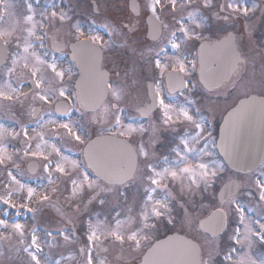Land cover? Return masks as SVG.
Returning a JSON list of instances; mask_svg holds the SVG:
<instances>
[{
    "label": "snow or ice",
    "instance_id": "1",
    "mask_svg": "<svg viewBox=\"0 0 264 264\" xmlns=\"http://www.w3.org/2000/svg\"><path fill=\"white\" fill-rule=\"evenodd\" d=\"M23 4L25 11L15 17L8 13L9 0H0V22L5 14L14 17L0 26V108L19 105L24 114L31 100L48 109L38 112L30 104L28 122L0 123V171L6 176L0 204L7 206L0 212V264L74 259L72 253L58 259L44 255L35 223L29 228L8 214L9 208L16 216L25 209L35 220L45 207L64 221L46 231V246H61V238L65 246L76 244L83 228L86 239L78 249L83 264H221L216 257L223 264H264V255L253 257V249L264 246V47L254 54L245 50L252 17L258 12L257 19H264V0H147V26L131 19L106 21L108 39L82 30L69 10L50 5L37 21L32 0ZM94 11L101 14L99 4ZM240 18L239 32L223 26ZM209 22L223 34L214 37ZM65 25L67 39L49 36V28L59 34ZM141 35L144 40L137 38ZM46 39L53 51L70 47L72 64L61 67L40 52ZM117 50L128 53L123 64ZM197 88L217 99L198 106ZM128 110L136 114L132 122L125 119ZM217 110L223 120L218 140L201 115ZM74 111L79 119H72ZM54 113L60 118H52ZM253 125L261 140L255 168L240 155L241 136ZM166 131L175 138L168 155L158 156ZM71 142L79 158L65 154ZM25 163L29 179L46 183H26ZM134 187L138 191L130 196ZM96 205L111 208V219L107 214L98 219ZM13 238L17 246H9L6 256L4 242ZM113 249L118 251L110 261ZM21 252L26 260L18 259Z\"/></svg>",
    "mask_w": 264,
    "mask_h": 264
},
{
    "label": "rangeland",
    "instance_id": "2",
    "mask_svg": "<svg viewBox=\"0 0 264 264\" xmlns=\"http://www.w3.org/2000/svg\"><path fill=\"white\" fill-rule=\"evenodd\" d=\"M90 1L91 0H32V3H33V5L37 11V15H36L37 21H39L41 19V17L39 16L40 11L48 8L50 5H56L57 8L69 10V14L72 17V22L73 23H79L81 26V29L84 30L85 32H87L89 30H94L93 25L96 23H103V21L107 20V19H109L110 22H112L114 20L113 19L114 11L116 13L117 10L119 9L120 4H122L125 0H92L96 4L100 5V13L101 14H97V12L92 11ZM9 2L13 5L12 8H17L22 13L25 11L23 0H9ZM248 2L251 3V0H248ZM14 14H15V17H19L21 15V14L16 13V11H14ZM257 17H259L258 12H257L256 16L252 17V23L254 25V29L252 31L250 39L248 37H245V45H246L245 50L247 51V50L251 49V52L253 54L255 52H257L260 47H264V19H257ZM13 18H14L13 16L6 14L4 17L3 23H1L0 26L6 27L7 24ZM93 21H95V22L93 23ZM242 24H243V22H242ZM216 27H217V25L214 23L212 26V29H214L215 32H216ZM231 27H232V29L236 30L237 28H241L242 25L238 24L237 22H233ZM49 30L54 31L51 28H49ZM67 31H68V27H67V25H65L59 34H63V33L66 34ZM259 32H260V34H259ZM189 59H191V58L189 57ZM259 69H260V63L257 62V64H256L257 72H259ZM21 70H22V68L17 69L18 72ZM192 82L195 83L196 82L195 79H192ZM23 87H24V91H28V85L27 84H25V86H23ZM195 94H196L195 98H197L199 100L200 104L202 105V108L206 107L209 104L210 99H217V97L215 98V96H212V97L198 96L199 94L197 92H195ZM218 99H224V97H219ZM228 99L231 100L232 98L229 97ZM38 103H40L42 105L41 111H46L48 109L47 105H43L42 102H38ZM30 104H31V106L33 105L31 100L26 102L24 114H22L19 105H15L12 108H8L7 105H5V107L0 108V123H3L8 127H17V125L15 124V121L17 119H19L21 122H24V123L28 122L29 120H31L29 118V116L27 115L28 105H30ZM214 114H217V120H219L221 117L220 111L217 110ZM79 117H80L79 112L74 111L72 113V119H79ZM52 118L59 119V118H56L54 115L52 116ZM32 126L33 125H29V127H32ZM167 133L170 134V132H167ZM12 143L18 144L17 141H13ZM18 146H19V144H18ZM65 148H67V149L71 148V150L73 152V154H72L71 152L66 151L65 152L66 155H71L73 158H79V147L74 146V142L65 144ZM157 152H158V156H160L162 153V152L158 151V149H157ZM38 174L39 173H37L36 175H38ZM224 175L227 176V173H225ZM28 176H30V174H27V172H25V176L22 177V179L26 183H28L32 186H37V185H40L41 183H46V181H42V180L36 179V178L29 179ZM5 181H6L5 174L4 173L1 174V172H0V194H3L5 191L3 188V183ZM133 191H138V189H136L134 187L129 192L130 196L132 195ZM58 206H60V207L64 206L63 197H61V201H60V204ZM6 207H7L6 205L0 204V211H2ZM121 207H123V204L121 205ZM22 210L23 209H21L20 211H22ZM65 211H68V210L65 209ZM93 211L99 213V216L97 218L101 219V220L105 219V214H107V218L109 220L111 219V216L114 214L112 212L111 208H109V207L101 208L98 205L93 207ZM13 213H16V209L9 208L8 209L9 216L12 215ZM55 217H57V219ZM85 219H87V217H85ZM21 222L26 223L27 227H29V228L34 223L36 226H37L36 222L39 223V225L37 226V233L39 235L40 240L42 241V249H43L44 255L51 256L52 259L53 258L58 259V258H60V254H63L65 257H68L69 253H72L74 256V259H68L64 262V264H76L75 259L78 257L77 247L79 244L81 246H83V243L86 239V237L83 235V228H80L78 230V236L80 239L76 244L65 246V245H63L62 238H61V246H58L54 249H49L46 246V242L48 239V237L45 235L46 231L50 228L60 226V224L63 223V221L60 220V217L58 216V214L55 212V210L53 208L45 207L40 212L37 213L35 220H33V215H30V216L27 215L25 217V219L21 220ZM228 244H229V241H227V239L222 241L223 246L227 247ZM117 251H118V249H113L112 252L108 254V258L110 261L112 260V257L116 255ZM94 254H97V253L94 252ZM98 254L101 257H103L105 255V253H102V252H100ZM259 254L264 255V248L262 247V245H257L253 249V257L254 258L259 256ZM25 258L27 259L26 256H25ZM216 260L221 262V264H223V257H216ZM80 261H81V263L79 262V264H83L82 258L80 259Z\"/></svg>",
    "mask_w": 264,
    "mask_h": 264
},
{
    "label": "flooded vegetation",
    "instance_id": "3",
    "mask_svg": "<svg viewBox=\"0 0 264 264\" xmlns=\"http://www.w3.org/2000/svg\"><path fill=\"white\" fill-rule=\"evenodd\" d=\"M137 2H138V4H137L138 13L133 15L128 10L127 3L123 2L122 4H120L119 9L117 10V13H115V15L113 16L114 19L117 22H120V21L127 22L130 19L133 20V21L139 20L146 27L144 20H145L146 16L148 15L147 9H146L147 0H137ZM231 24H232V22L229 23V25H231ZM226 29L228 31H233L231 29V27L230 28H226ZM235 31H237V30H235ZM221 34L222 33H217L216 34L214 32L213 36L215 37L216 35H221ZM49 36L51 37L52 35L49 34ZM57 37H58V39H61V40L67 39L66 34H59V35H57ZM83 38H85V37H83V36L80 37V39H83ZM137 38L140 39V40H144L145 39L143 35L138 36ZM49 41H50V39H46L44 41V43L46 45V47L43 48L44 51L48 52V55L51 58L55 57L57 59V62H63V59L65 58V56H66V54L68 52V47L64 48L63 51H60V52L54 54L52 52V50L50 49L51 47H50V42ZM148 42L150 43V41H148ZM193 52H195V51H193ZM115 56H116L117 61L119 63H121V64H123L124 62H126L128 60V53L123 51V50H117L115 52ZM165 96H167V92L166 91H165ZM177 99L182 101L183 97L179 96L177 94ZM203 113L209 117V121L212 124L213 135L216 137V128H217L216 122H217V120H216L215 114H210L208 112H203ZM135 116H136L135 112H133L131 110L126 112V115H125V117H131L132 119H134ZM130 121L132 122V120H130ZM174 138H175V134L174 133L170 132V134H168L167 131L162 133V144L158 145V148H157L160 151L163 150V152L161 154L168 155L166 149H167L168 145L173 141ZM13 240H14V242H4L3 246H4V250H5L6 256L9 254L8 253L9 246H12L13 248L17 246L16 239L13 238ZM18 259H25V254H23L21 252L19 257H18ZM4 264H7L6 259L4 261Z\"/></svg>",
    "mask_w": 264,
    "mask_h": 264
},
{
    "label": "water",
    "instance_id": "4",
    "mask_svg": "<svg viewBox=\"0 0 264 264\" xmlns=\"http://www.w3.org/2000/svg\"><path fill=\"white\" fill-rule=\"evenodd\" d=\"M131 1L129 0V3ZM72 54V52H71ZM199 68V65H198ZM79 71V69H78ZM198 78L199 73L197 71ZM226 115V113H225ZM223 124V120L220 123V126ZM220 126L219 130L220 131ZM95 138V137H94ZM93 138V139H94ZM219 139V134H218ZM261 153V140H260V134L258 126L253 125L251 130L246 129L242 136H241V146H240V155H241V161L247 166V167H253L256 163H259V157ZM30 167V165H27V169ZM172 234V233H171ZM169 234V235H171ZM165 237L161 238L164 239Z\"/></svg>",
    "mask_w": 264,
    "mask_h": 264
}]
</instances>
